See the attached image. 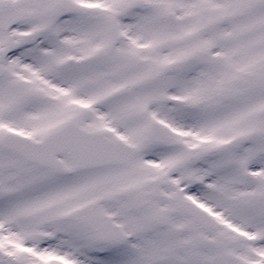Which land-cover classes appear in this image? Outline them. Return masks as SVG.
I'll return each mask as SVG.
<instances>
[{"label":"snow or ice","instance_id":"snow-or-ice-1","mask_svg":"<svg viewBox=\"0 0 264 264\" xmlns=\"http://www.w3.org/2000/svg\"><path fill=\"white\" fill-rule=\"evenodd\" d=\"M0 264H264V0H0Z\"/></svg>","mask_w":264,"mask_h":264}]
</instances>
